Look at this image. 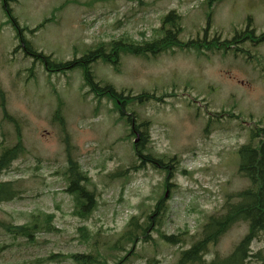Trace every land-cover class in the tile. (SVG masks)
Here are the masks:
<instances>
[{
  "label": "rangeland",
  "instance_id": "374dc122",
  "mask_svg": "<svg viewBox=\"0 0 264 264\" xmlns=\"http://www.w3.org/2000/svg\"><path fill=\"white\" fill-rule=\"evenodd\" d=\"M205 1H9L21 27L32 29L54 17L35 33L25 30L24 37L57 62L80 57L101 41L121 36L140 41L142 32L147 39L152 38L169 10L181 16L178 39L197 41L198 49L174 48L173 52L148 57L121 53L118 72L101 59L91 64V71L95 80L112 84L118 92L153 95V99L132 101L126 110L135 112V124L148 121L146 146L154 155H177L169 178L173 186L166 189L167 210L161 230L167 234L184 232L187 239L200 237L205 217L222 211L226 194L247 186V180L237 172L238 148L247 142L250 126L256 122L264 125V41L259 43L252 36L239 43L244 55L234 48H209L216 36L231 39L247 26L256 36L264 33V0L215 2L209 26L207 15L211 11ZM7 20L0 0V88L6 110L20 121L26 151L0 172V180L13 181L19 192L18 197L0 202V222L19 225L53 213L58 231H39L28 241L0 227V264H75L64 258L42 259L51 253L95 250L99 259L111 264V254L124 253L112 244L132 215L143 210L146 214L155 204L165 173L149 163L128 170L134 161L131 142L135 136L128 140L122 137L129 123L113 112L112 102L85 95L80 68L48 73L22 49L15 51L16 31ZM57 108L64 130L55 120ZM222 111L234 117L214 114ZM65 134L72 157L90 177L89 188L96 193V209L87 219L73 214V197L65 191ZM16 141L15 127L3 119L0 106V143L12 146ZM124 169L123 175L115 174ZM82 226L90 234L89 245L80 237ZM246 229L243 222L232 225L210 247L206 261L216 254L227 255ZM149 233L154 240L137 243V255L125 264H176L180 250L189 246L165 244L155 231ZM250 247L252 254L259 252L262 259L251 256L244 264H264V233Z\"/></svg>",
  "mask_w": 264,
  "mask_h": 264
},
{
  "label": "trees",
  "instance_id": "16d2710c",
  "mask_svg": "<svg viewBox=\"0 0 264 264\" xmlns=\"http://www.w3.org/2000/svg\"><path fill=\"white\" fill-rule=\"evenodd\" d=\"M10 0H1L5 14L8 18L7 23H11L16 31L18 46L15 51L22 49L25 55L31 57L34 62L43 64L48 73H65L66 71L80 68L82 73V89L86 88L85 95L92 94L98 101L105 98L113 104V112H119V119L129 123L127 134L122 137L123 140H128L133 135L137 134L138 140L133 141L132 150L134 161L129 169L138 170L143 168L146 163H149L153 168L163 171L165 178L163 181L162 193L156 199L155 204L145 214L141 211L140 215H132L126 222L124 229L118 236L117 240L112 244L115 249L123 250L122 255L111 254V264H125L130 256L137 255L135 246L137 243L146 244L152 242L150 231H155L158 239L169 245H184L189 243V246L181 249L176 260V264H244L246 260L255 256L262 259L260 253L252 254L251 244L254 240L264 233V126H255L249 133L248 140L238 148L239 163L237 172L248 182L247 186L234 193H228L225 196L222 211L212 213L205 217L199 230V238L187 239L184 232L178 234H167L161 230L162 218L167 210V205L164 202L165 187L171 186L169 178L173 173V164L177 162V155L173 156H158L154 155L150 148L146 146L149 142L147 133V120H141L139 123H134L135 112L127 113V106L135 100L153 99V95L140 93L132 95L131 92L126 93L125 90L116 91L110 83H101L95 80L91 71V64L98 59L104 63L112 64L115 71H119V59L121 53H130L137 56L148 57L157 55L174 48H195L198 49V42L189 40L182 42L178 39L182 31L181 19L177 12L170 10L162 17L160 27L154 30L155 34L152 38L147 39L143 32L142 39L136 41L131 37L121 36L117 39L97 43L92 49L87 50L82 56H74L72 60L57 62L52 59L51 55H46L41 51H37L32 43L24 37V31L35 33L40 27L54 19L53 16L44 19L36 27L29 29L21 27L16 18L12 15V10L9 6ZM221 0H206L210 13L207 15V25L209 26L212 14V7L215 2ZM249 26H247V29ZM249 34V35H247ZM246 36L250 38L255 36V30H245L242 35L233 37L231 40L220 41L214 38L212 42L214 46L210 49L228 48L237 44ZM259 41L264 40V33L256 37ZM240 39V40H239ZM238 49V48H237ZM235 49V51H238ZM33 73V69H31ZM159 101V100H157ZM0 106L2 108L3 119L11 123L15 127L17 141L12 146H4L0 143V172L9 168L10 164L20 155L24 154L26 149L22 143L20 131V121L15 116L8 113L4 104L3 91L0 88ZM55 120L64 130V120L59 114V108L56 109ZM218 117L225 115L230 118L234 117L232 113L222 111ZM134 123L133 128L130 124ZM258 123V122H257ZM261 124V123H259ZM144 128V129H141ZM64 139L65 152L67 156L66 168V187L65 191L73 197L75 209L73 214L82 219H87L96 209L97 199L94 189H90V177L80 168L78 161L71 155V145L68 141V136ZM172 167V169H171ZM126 170H118L116 175H123ZM13 181L0 180V202L8 201L19 196V192L14 188ZM145 214V215H144ZM142 215V217H140ZM144 216V217H143ZM53 213H46L42 218L33 217L26 223L15 225L11 223L0 222V227L12 236H20L30 241L34 239L36 232H57V228L53 225ZM246 223L247 229L242 238L233 246L232 250L225 256L215 255L210 261H206L205 255L208 254L212 245H215L219 238L234 224ZM79 232L83 241L89 245L90 234L85 226L80 227ZM93 245V244H92ZM124 245H129L125 248ZM89 251L87 253H70L60 254L51 253L49 256L42 259L47 262L57 258L70 259L75 264H108L106 259L102 260L98 257V252Z\"/></svg>",
  "mask_w": 264,
  "mask_h": 264
},
{
  "label": "water",
  "instance_id": "95a60500",
  "mask_svg": "<svg viewBox=\"0 0 264 264\" xmlns=\"http://www.w3.org/2000/svg\"><path fill=\"white\" fill-rule=\"evenodd\" d=\"M136 141V140H135ZM167 195V191H166V193H165V196Z\"/></svg>",
  "mask_w": 264,
  "mask_h": 264
},
{
  "label": "flooded vegetation",
  "instance_id": "af4514ba",
  "mask_svg": "<svg viewBox=\"0 0 264 264\" xmlns=\"http://www.w3.org/2000/svg\"><path fill=\"white\" fill-rule=\"evenodd\" d=\"M240 40V39H239ZM244 40V39H243Z\"/></svg>",
  "mask_w": 264,
  "mask_h": 264
}]
</instances>
